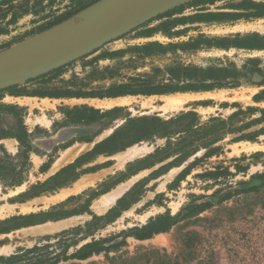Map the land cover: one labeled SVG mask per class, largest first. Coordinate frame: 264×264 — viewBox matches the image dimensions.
Returning a JSON list of instances; mask_svg holds the SVG:
<instances>
[{"label": "rangeland", "instance_id": "1", "mask_svg": "<svg viewBox=\"0 0 264 264\" xmlns=\"http://www.w3.org/2000/svg\"><path fill=\"white\" fill-rule=\"evenodd\" d=\"M27 1L33 6L31 11L19 15L15 23L8 22L11 14L1 16L7 11V6L0 4V29H8V32H0V51L6 49L3 46L7 43L36 27L43 13L62 10L68 3V0H54L53 5L37 13L41 6L38 0H14L13 9L20 12ZM242 1L244 0H193L182 4L56 72L39 76L9 91H0V104L22 108L20 114L29 134L27 142L31 148L30 168L26 173L27 177L30 174L29 184L9 188L4 192L0 181V220L31 213L52 212L54 206H57L55 211L62 209L70 213L61 218H40L36 224L0 234V248H3L0 256L17 253L24 255L25 250L35 246L42 249L27 254L14 264H30L35 261L32 257L38 255H42L47 262L59 254L62 256L66 245L79 237L72 233L64 236L61 234L63 231L84 226L92 218V214H106L116 206L118 199L137 185L132 196L137 202L124 210L114 222L99 230L94 237L117 235L134 226L144 225L150 218L166 212L171 215H183L188 211L189 204L209 201L211 205L198 215L179 220L169 231L156 234L150 239L138 240L128 236L126 244L112 251L110 257L119 254L132 256L144 248L154 247L165 248L172 257L181 253L179 260L182 264H264V177L260 176L264 175V112L261 110L264 109V17L234 19L235 16H221L248 12L249 10L238 7ZM47 3L48 0H45L43 5ZM80 16L67 23L75 25ZM238 24H255L257 27L243 31H220ZM39 36L40 34L33 35L20 42L32 41ZM248 36L258 38L250 42L246 40ZM178 67L228 68L231 70L230 74H227L230 77L224 81L233 85L213 90L125 95L132 97V101L128 105H121L123 109L113 120L100 119L89 124L71 123L61 110L62 107L72 106V103L87 102L80 100L68 104L49 96L65 91L80 94L103 93L119 85L180 87L194 82L193 79H178L172 76L171 69L175 71ZM256 75L260 76V80L256 79ZM202 92L222 94L224 98L207 97L168 112L158 108L164 103L165 95ZM12 93H23L26 95L20 96L32 97L33 105L8 102L11 98L7 96L13 95ZM42 94L48 96L41 97ZM17 100L20 103L30 101L28 98ZM188 111L196 112L200 123L207 122L211 117L228 119L233 113L239 112L232 120V125L240 130L226 135L216 144L223 148L219 155L202 158L206 149L196 147L198 150L192 155L175 154L138 171L135 175H130L128 169L135 171L165 155L164 152L156 154V151L166 146V138L145 136L151 131L162 129L158 121L152 118L168 120ZM1 116L5 122L4 126H15L16 119L12 114L1 110ZM70 124L73 126L70 130L67 129L70 132V141L53 146L57 140L56 134L63 129L62 126ZM119 127L123 128L104 149L129 146L110 155L92 156L82 161L78 167L65 171L60 179V182H66L65 185L55 190L24 202L20 199L11 201L31 185L46 181L78 157L91 151L97 143L109 138ZM258 131L261 133L255 140L232 141L242 133ZM176 139L178 135L172 138L173 141ZM0 145L4 148H0V157H5V151L8 155L17 157L20 143L16 138L2 139ZM66 146L71 147L65 149ZM68 150L76 151L72 162H69L72 159H65ZM135 151L140 153L129 156ZM150 156L152 157L149 160L140 163ZM44 165H49L50 168L43 171ZM220 170L223 172L217 177L204 176L208 171ZM184 171L187 173L183 176ZM82 175L101 176L92 185L80 190L81 192L59 197L64 191L72 190L84 177H81ZM78 178L80 179L77 180ZM73 183V188L61 190L62 187L72 186ZM254 185L263 187L257 192H237ZM113 191L120 192V197L104 211L99 212L97 204L100 198ZM93 196L95 198H92ZM17 222L22 221L16 220L9 224ZM189 237L194 238L196 256L185 261V243ZM90 239L80 242L77 246L70 245L66 255L72 254ZM121 239L122 237H118L114 241ZM105 263H108V259L102 253L85 260H61L57 264Z\"/></svg>", "mask_w": 264, "mask_h": 264}, {"label": "trees", "instance_id": "2", "mask_svg": "<svg viewBox=\"0 0 264 264\" xmlns=\"http://www.w3.org/2000/svg\"><path fill=\"white\" fill-rule=\"evenodd\" d=\"M14 0H0V4L8 5L5 9L6 12L2 13L1 16L6 17L8 14H11L12 17L8 21L9 23H15L16 19L19 15L24 13H29L32 9V5L29 4V1L26 2L24 7L20 12L15 11L13 8ZM45 0H38V4H40V9L38 12H42L51 5H53L54 0H48L46 5H43ZM100 0H68V3L63 7L62 10H54L43 13L40 16L39 23L36 27L26 31L24 35L17 37L13 42L7 43L4 48H8L15 43H18L30 36L39 34L41 32L47 31L54 26L64 23L75 15L79 14L86 8L91 5L97 3ZM201 1V0H195ZM204 1V0H203ZM209 1V0H205ZM217 1V0H210ZM238 7L240 9L249 10L246 13H236L235 15L224 14L221 16H235L234 19H238L240 17L246 18H262L264 17V2H255L252 0H244L242 3H239ZM0 32H8V29H0ZM254 38H258L256 36H248L246 40H253ZM223 40V39H221ZM252 47V45H249ZM261 47V46H260ZM264 47V46H262ZM97 51V50H96ZM95 52V51H94ZM93 52V53H94ZM88 56V55H87ZM63 68V67H60ZM60 68L55 69L47 74L56 72L60 70ZM228 68H218V67H209L206 69H199L196 67H178L175 71L171 69L172 76L180 78H186L190 80H194V82L187 83L184 86H170V85H162L160 87H148L141 85L139 87H131L128 85H119L114 86L108 91L103 93H88V94H80L73 93L70 91H65L61 93H54L49 95L50 97L55 98H70V97H98V98H114L118 96L125 95H137V94H166L173 93L176 91H200V90H213L215 88L226 87L228 85H233L228 81H224L230 76ZM45 74V75H47ZM44 76V75H42ZM33 80V79H31ZM29 80V81H31ZM28 81V82H29ZM15 86L9 87L5 89V91H9ZM13 94V93H12ZM15 96L26 95L23 93L13 94ZM41 97L48 96L47 94L40 95ZM123 107L116 106L110 109H97L95 107L89 105H81L74 106L72 108L62 107V112L66 115L71 123H93L100 119H106L107 121L113 120L116 117L117 113L122 110ZM251 110V108H249ZM1 110H4L5 113L12 114L16 123L15 126H4V119L1 116ZM22 108L15 106H8L0 104V140L14 137L20 143V150L17 154V157H12L8 155L5 151V157H0V181L3 186V191L6 192L9 188L17 187L22 185L27 180V171L30 168L29 161V153L31 148L28 145L27 139L29 134L27 132L26 127L24 126L22 116L20 111ZM264 112V109H261ZM239 115V112L233 113L228 119H222L219 117H211L207 122L200 123L198 122V115L194 111L182 112L175 117H171L168 120H161L158 117H153L152 120L158 121L161 130H155L149 132L148 135H145L146 138L152 137H161L167 139V144L165 147L158 148L156 154L165 153L161 158L153 160L149 162L147 165L142 166L135 171H131L128 169V173L130 175L137 174L138 171L148 168L150 166L155 165L158 162L163 161L164 159L173 156L175 154H183L184 156H189L195 153L198 149L196 147H203L206 149L202 158H209L213 155H219L222 153L223 148L221 145H216L219 141L224 139L226 135L235 132L236 130H240L237 127H233L232 120ZM149 119V118H148ZM187 120V121H186ZM170 127H172L170 129ZM123 127H119L114 133L107 139L97 143L94 148L78 157L72 164L68 165L66 168L55 174L54 176L49 177L44 182H37L29 187V189L17 195L16 198L11 199V201L15 199H20L21 202L26 201L27 199L40 196L46 192L55 190L59 186L65 185V183L60 182L63 173L68 170H72L79 165H81L82 161L98 155V154H113L118 149H124L126 146H119L116 149L105 150L104 146L111 140L115 139V137L119 134ZM261 133V131L255 133H242L241 135L234 137L232 141H241V140H255V138ZM178 135V139L173 141L172 138ZM128 144H130L128 142ZM193 146V147H192ZM191 147L193 149H186ZM0 148L4 150L2 145ZM152 156L147 157L146 159L140 161V163H144L149 160ZM49 168V165H44L42 168L43 171H46ZM239 168V167H238ZM240 170V169H238ZM223 171H208L204 173V176L217 177L222 174ZM187 173L184 171L183 176ZM264 177V175H260ZM136 185V184H135ZM137 186V185H136ZM132 188L129 192H127L123 197L118 199L115 207L111 208L104 215L92 214V218L85 223L84 226H77L71 230L63 231L61 234L66 236L68 234H77L78 238L72 239L71 243H68L64 248V253L61 256L57 255L54 259H51L50 262L44 261L41 257L42 255H38L35 258V261L30 264H57L61 260L68 259H78L85 260L94 255L104 254L108 259L107 264H182L179 260L181 257V253L179 255H175L172 257L165 248H144L142 251L135 253L132 256H123V254H119L116 256L110 257L109 254L112 251L117 250L120 246L126 244V238L128 236L134 237L138 240H146L152 238L154 235L159 233H165L169 231L173 225H175L179 220L184 218L192 217L193 215H198L200 212L204 211L211 205V202L206 201L200 204H189L188 211L181 215H171L170 212H166L162 215H158L156 217H152L149 221L141 226H134L127 230L121 231L117 235H111L109 237H100L96 238L94 235L101 229H104L107 225L114 222L119 216H121L124 210L130 208V206L137 202V199L133 198V194L135 191V187ZM263 185L260 186H251L246 189L237 190V192L247 193L250 191H259ZM104 193V192H102ZM101 193V194H102ZM99 195V194H97ZM92 198H95L93 196ZM223 200V198L221 199ZM54 211L47 213H31L29 215H19L12 217L6 220H0V234L8 233L13 229H18L23 226H28L32 224H36L39 222L40 218H61L66 216L69 212L65 210H56L57 206L52 207ZM70 214V213H69ZM20 220L22 222L14 223L10 225L9 223L12 221ZM122 237L120 241H114L115 238ZM91 238L90 241L82 244L79 248H76L75 251L66 255L67 248L72 246L79 245L80 242ZM194 239V238H193ZM189 237L186 240L185 247L187 249V256L184 257L183 260L194 259L196 256V250L194 245V240ZM40 247H33L32 249H27L20 255L19 253L10 255V256H0V264H14L19 259H22L27 254L34 252L35 250H41ZM183 254V253H182ZM106 264V263H105Z\"/></svg>", "mask_w": 264, "mask_h": 264}, {"label": "water", "instance_id": "3", "mask_svg": "<svg viewBox=\"0 0 264 264\" xmlns=\"http://www.w3.org/2000/svg\"><path fill=\"white\" fill-rule=\"evenodd\" d=\"M191 1L100 0L77 14L85 16L84 23L61 42L24 53L15 52L24 43L19 42L0 51V91L25 84L87 56L149 20ZM256 79L260 80V76L256 75Z\"/></svg>", "mask_w": 264, "mask_h": 264}, {"label": "bare ground", "instance_id": "4", "mask_svg": "<svg viewBox=\"0 0 264 264\" xmlns=\"http://www.w3.org/2000/svg\"><path fill=\"white\" fill-rule=\"evenodd\" d=\"M77 16H80V15H76L72 17L71 19H75ZM84 20H85V16L82 15L80 16V18L78 19V22L75 25L69 24L67 23V21L60 25H57L54 28L41 33L40 34V36L42 35L41 37L39 36L38 38L32 41H27V42L20 44V46L15 49V52H21V53L29 52V51L37 50L39 48H43V47H47V46H51L53 44L59 43L62 40L74 34L84 23ZM256 27L257 26L255 24H248V25L238 24L232 27H226V28L220 29V31H223V32L243 31V30L252 29ZM207 97H210V98L223 97L224 98L222 94H216L214 92L171 94V95L163 96L164 103L158 108L164 112L178 110L184 107L189 102L199 100V99H204ZM131 101H132V97L123 96V97H118V98H110V99L106 98L102 100H98V99L92 100L91 104L95 107L111 108L117 105H128L131 103ZM136 151L135 153H130L129 156H134L137 153H140V151L139 152H136ZM75 155H76V151L71 150L69 152L68 150L65 154V159H72ZM100 176L101 175L83 177L81 180H79L76 183L75 187L71 191H64L63 194L59 195V197H63L69 192H78L84 189L85 187L92 185L96 180L100 178ZM120 194L121 193L118 191H113V192H109V194H104L100 198L97 204L98 211L102 212L106 208H108L110 205H112L120 197ZM2 252H3V248H0V254Z\"/></svg>", "mask_w": 264, "mask_h": 264}, {"label": "crops", "instance_id": "5", "mask_svg": "<svg viewBox=\"0 0 264 264\" xmlns=\"http://www.w3.org/2000/svg\"><path fill=\"white\" fill-rule=\"evenodd\" d=\"M246 25H248V24H246ZM7 97H9V98H11L8 102H17V103H19V104H23V105H26V106H30V105H33V98L32 97H30V96H13V95H8ZM119 97H121V96H119ZM17 98H22V99H26V98H28V99H30V101L29 102H25V103H20L18 100H17ZM114 98H116V97H114ZM118 98V97H117ZM55 100H61V101H63V102H67L68 104H71V102L72 101H80V100H83L84 102H87V104L86 105H91V106H93L92 104H91V102H92V100H97V99H93V98H89V99H83V98H77V97H70V98H54ZM79 99V100H78ZM102 99H104V98H98V100H102ZM90 103V104H89ZM61 104V103H60ZM81 105H85V103H81V104H78V103H72V106H67L68 108H72V107H74V106H81ZM117 106H121V105H117ZM93 107H95V106H93ZM115 107V106H114ZM97 108H104V107H97ZM111 108H113V107H111ZM105 109H110V108H105ZM102 110H104V109H102ZM13 117V116H12ZM70 127H73L71 124L70 125H65V126H62V130L60 131V132H58L57 134H56V143H54V145L53 146H56V145H58V144H60V143H64V142H67V141H70V137L68 136V134L70 133L69 131H67V129L68 130H70ZM70 138V139H69ZM69 147H71V146H66V148L65 149H69ZM73 161V159L72 160H70L69 162H72ZM68 162V161H67ZM63 165V164H62ZM54 166H55V164H54ZM50 168V167H49ZM48 168V169H49ZM57 168V167H56ZM47 169V170H48ZM32 170V169H31ZM31 170H30V172H31ZM46 170V171H47ZM29 172V173H30ZM44 173H46V172H44ZM87 175H95V174H87ZM85 177V175H82L81 177ZM29 177H30V174L28 175V177H27V180L22 184V185H28L29 184ZM80 177V178H81ZM80 178H78L77 180H79ZM77 180H75V182L77 181ZM74 182V183H75ZM74 183L72 184V186H64V187H62L61 188V190H63V189H71V188H73V185H74ZM20 187V186H19ZM22 190H25V189H22ZM61 190H60V192H61ZM84 190V189H83ZM71 191V190H70ZM81 192V191H80ZM70 193V194H69ZM68 193V195L67 196H69V195H71V194H76V193H72V192H69ZM77 193H79V192H77ZM66 196V197H67ZM75 215V214H74Z\"/></svg>", "mask_w": 264, "mask_h": 264}, {"label": "flooded vegetation", "instance_id": "6", "mask_svg": "<svg viewBox=\"0 0 264 264\" xmlns=\"http://www.w3.org/2000/svg\"><path fill=\"white\" fill-rule=\"evenodd\" d=\"M6 6L8 7V5H6ZM7 7H6V8H7ZM260 49H262V48H260Z\"/></svg>", "mask_w": 264, "mask_h": 264}]
</instances>
